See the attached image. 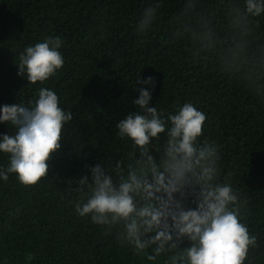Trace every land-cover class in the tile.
Wrapping results in <instances>:
<instances>
[{"label":"trees","instance_id":"obj_1","mask_svg":"<svg viewBox=\"0 0 264 264\" xmlns=\"http://www.w3.org/2000/svg\"><path fill=\"white\" fill-rule=\"evenodd\" d=\"M246 3L0 0V108L34 107L46 88L72 116L45 177L32 186L14 173L0 178V264H167L175 251L192 246L181 237L177 250L149 261L124 241L122 223L97 224L76 211L90 191L79 180L90 182L92 168L100 164L118 182L139 159L140 149L116 125L143 114L134 104L141 89L166 122L186 103L205 115L198 144L216 146L215 183L232 187L240 222L255 237L243 264H264V11L248 14ZM148 9L151 22L138 30ZM57 37L63 66L46 81L29 83L20 56ZM170 127L147 146L156 159ZM15 132L0 123V138ZM9 161L0 152V171ZM198 191L175 199L195 210Z\"/></svg>","mask_w":264,"mask_h":264},{"label":"clouds","instance_id":"obj_2","mask_svg":"<svg viewBox=\"0 0 264 264\" xmlns=\"http://www.w3.org/2000/svg\"><path fill=\"white\" fill-rule=\"evenodd\" d=\"M246 9L248 14L258 15L264 11V0H247ZM153 11H145L138 30L148 27ZM60 46L57 37L27 47L20 56V74L32 84L46 81L64 64ZM144 82L151 83V77ZM150 100V92L141 89L134 104L143 114H128L116 125L119 135L140 149L139 159L118 182L100 164L92 168L90 182L79 180L90 191L87 201L76 205L77 213L82 217L91 214L97 224L122 223L124 241L149 261L177 250L174 241L187 237L192 246L175 251L167 264H243L255 237L240 222L234 207L238 196L232 187L215 183L216 146L198 144L205 115L186 103L166 122L155 107H148ZM71 119L59 106L56 93L46 88L40 89L34 107L15 104L0 108V123L16 129L15 135L0 138V152L10 156L9 167L0 171V178L7 180L14 173L22 185L32 186L45 177L47 162L61 148L63 126ZM167 123L171 125L167 143L156 159L147 146L165 132ZM194 187L199 189L196 208L185 210L175 197L182 200L186 190ZM147 234L152 235L146 238Z\"/></svg>","mask_w":264,"mask_h":264}]
</instances>
